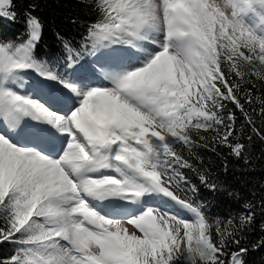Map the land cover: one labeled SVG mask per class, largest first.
<instances>
[{
	"label": "snow or ice",
	"instance_id": "snow-or-ice-1",
	"mask_svg": "<svg viewBox=\"0 0 264 264\" xmlns=\"http://www.w3.org/2000/svg\"><path fill=\"white\" fill-rule=\"evenodd\" d=\"M95 7L79 49L57 34L63 71L53 66L59 60L36 58L43 23L31 12L26 40L0 41V243L17 246L0 264H225L256 205L221 228L202 203L181 197L180 169L196 171L184 150L210 146L206 136L192 139L193 130H211L213 143L244 154L246 145L230 141L237 130L234 113L223 115L229 103L264 139L245 108L252 92L242 87L253 72L264 81V0H97ZM15 15L14 0H0V18ZM87 56L95 58L80 63ZM29 71L40 79L22 87ZM256 100L264 118V99ZM253 248H264V238ZM247 251L239 247L228 264H244Z\"/></svg>",
	"mask_w": 264,
	"mask_h": 264
},
{
	"label": "trees",
	"instance_id": "trees-1",
	"mask_svg": "<svg viewBox=\"0 0 264 264\" xmlns=\"http://www.w3.org/2000/svg\"><path fill=\"white\" fill-rule=\"evenodd\" d=\"M96 3L97 0H14L15 18H0V41L19 43L26 40V13L31 12L43 23L42 38L35 48L36 58L47 60L50 65L59 60L60 64L53 66L63 71L61 65L66 63V56L62 40L57 38V34L59 33L64 40L69 41L74 48L79 49L88 25L98 18ZM33 4L34 9L29 7ZM99 54V52L96 53V55ZM94 58L87 56L80 63L90 62ZM255 71H261L258 62ZM36 76L31 71L27 72L23 77L25 84L21 86L31 85ZM248 80L249 83L243 84L242 87L252 92L255 102L245 105V108L253 117L256 126L264 128V118L259 115L260 104L256 100V98L264 99V81L259 79L254 72L248 76ZM243 94L242 92L241 95ZM241 102L243 103V100ZM228 113H234L237 130L236 138L234 140L230 138V141L233 145L235 143L246 145L244 154L237 158L230 154L231 148L213 143L211 137L215 133L211 130H193L192 139L199 140V136H206L209 138L210 146L196 147L191 153L187 150L183 151V155L193 164L196 171L187 168L180 169L187 183L182 182L178 191L182 198L186 196L190 201L202 203L207 219L214 222L219 218L221 228L231 229V226L226 224L230 218L233 219V224L238 225L240 214H246L245 204L256 205L254 223L237 232L236 238L240 240L239 247L248 250L243 257L244 264H264V248H253L258 240L264 238V231H262L264 208L260 207L261 203H264V139L252 131L240 110L233 104H227L223 110L225 119ZM248 136L252 137L251 141L248 140ZM212 147L216 150L212 151ZM200 175H204L208 181L217 184L222 190L210 191L201 182ZM192 186L195 187V191L192 190ZM156 204L165 206L162 198L156 200ZM239 247L232 244L226 249L229 255L222 257L225 264H228L230 254L238 251ZM16 248L17 246L11 242L0 243V258L10 257L15 253Z\"/></svg>",
	"mask_w": 264,
	"mask_h": 264
},
{
	"label": "rangeland",
	"instance_id": "rangeland-1",
	"mask_svg": "<svg viewBox=\"0 0 264 264\" xmlns=\"http://www.w3.org/2000/svg\"><path fill=\"white\" fill-rule=\"evenodd\" d=\"M37 79H40L38 76L35 77L34 81H32V83L36 82ZM62 114V113H61ZM160 198H157L156 200H158ZM164 200L165 206L167 208H169L172 212L174 213H178L181 217L189 219L190 215L186 210L180 209L178 205H176L174 202H170L167 200V198H162ZM156 200L154 201V203H156ZM190 222H194L191 221ZM133 230V228L130 226L129 227V231L131 232Z\"/></svg>",
	"mask_w": 264,
	"mask_h": 264
},
{
	"label": "bare ground",
	"instance_id": "bare-ground-1",
	"mask_svg": "<svg viewBox=\"0 0 264 264\" xmlns=\"http://www.w3.org/2000/svg\"><path fill=\"white\" fill-rule=\"evenodd\" d=\"M39 79H37V81H38Z\"/></svg>",
	"mask_w": 264,
	"mask_h": 264
}]
</instances>
